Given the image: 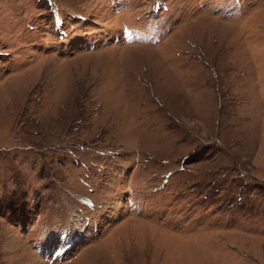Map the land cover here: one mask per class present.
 I'll return each mask as SVG.
<instances>
[{
  "label": "rangeland",
  "instance_id": "1",
  "mask_svg": "<svg viewBox=\"0 0 264 264\" xmlns=\"http://www.w3.org/2000/svg\"><path fill=\"white\" fill-rule=\"evenodd\" d=\"M0 264H264V0H0Z\"/></svg>",
  "mask_w": 264,
  "mask_h": 264
}]
</instances>
